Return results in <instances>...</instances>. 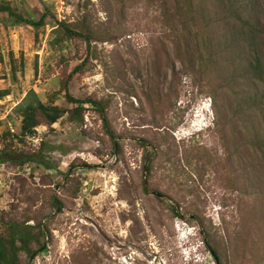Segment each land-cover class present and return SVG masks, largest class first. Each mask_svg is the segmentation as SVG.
I'll return each instance as SVG.
<instances>
[{"label": "rangeland", "instance_id": "rangeland-1", "mask_svg": "<svg viewBox=\"0 0 264 264\" xmlns=\"http://www.w3.org/2000/svg\"><path fill=\"white\" fill-rule=\"evenodd\" d=\"M243 1L264 32V0ZM2 2L34 19L49 11L38 29L0 13L3 105L31 92L68 111L65 94L100 100L117 143L91 104L51 125L38 111L24 137L16 106L6 109L0 153L14 159L0 163V234L27 224L45 248L21 251L18 264H264V163L235 119L249 94L237 53L180 63L170 0Z\"/></svg>", "mask_w": 264, "mask_h": 264}, {"label": "trees", "instance_id": "trees-1", "mask_svg": "<svg viewBox=\"0 0 264 264\" xmlns=\"http://www.w3.org/2000/svg\"><path fill=\"white\" fill-rule=\"evenodd\" d=\"M10 5L9 2L0 3V13L6 15L9 24L37 29L45 25L49 13L47 9L39 18L34 19L25 16ZM163 14L169 27L174 31V36L182 45V50L177 51V59L180 63L184 60L189 69L192 70L196 65H206L207 68L206 63L213 58L216 62V56H221L225 51L229 54L237 53L236 58L241 59L239 61L242 71L238 77L246 82L245 87L249 94L245 95L241 92L237 96L236 115L239 116L235 119L241 122L243 128L252 131V143L247 142L253 147L252 153L259 157L260 163H264V88L260 87L261 84L264 85V51L261 42V35L264 32L259 27L260 19L254 13V8L243 0H170L169 3L164 4ZM61 25L69 36H78L90 47L91 41L88 35L65 22H61ZM215 30L218 31L216 38L213 36ZM80 68L81 66H76L74 70L78 71ZM7 93L6 90L0 92V97ZM65 95L70 103L75 104L71 111L56 105H45L33 92L26 93L22 103L15 107L21 117L19 136L24 137L35 132L40 125L37 118L38 111L43 114L46 123L51 125L57 122L62 113H77L85 104H91L99 113L113 148H116L117 143L109 125L105 105L100 100L90 98L80 100L69 94ZM256 114L260 115L262 120L255 121ZM8 135L9 133L5 132L0 136V141L1 138L2 141L5 140ZM23 156L24 159L32 158V154ZM12 159L14 158L10 153L1 151L0 163ZM24 159L21 162H24ZM146 168L148 169V166ZM30 229L32 228L27 224H16L6 235L0 234V264H18V254L21 251H26L32 257L41 249H45L39 239L43 236V232L38 230L34 233ZM31 244L37 245L38 249H31ZM211 250L216 253L214 248Z\"/></svg>", "mask_w": 264, "mask_h": 264}, {"label": "built area", "instance_id": "built-area-1", "mask_svg": "<svg viewBox=\"0 0 264 264\" xmlns=\"http://www.w3.org/2000/svg\"><path fill=\"white\" fill-rule=\"evenodd\" d=\"M10 96H11L10 94H6L3 97H0V121L7 119L8 110H6V109L9 108V106H10V109L14 106H17V105H15V103H12V105L10 103L8 105H3L6 100L10 99ZM2 106H4L5 108H3ZM9 125L11 126V124H9Z\"/></svg>", "mask_w": 264, "mask_h": 264}]
</instances>
